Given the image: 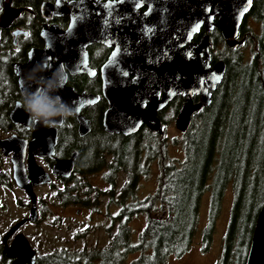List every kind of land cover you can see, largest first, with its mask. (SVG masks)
<instances>
[{
	"label": "flooded vegetation",
	"instance_id": "flooded-vegetation-1",
	"mask_svg": "<svg viewBox=\"0 0 264 264\" xmlns=\"http://www.w3.org/2000/svg\"><path fill=\"white\" fill-rule=\"evenodd\" d=\"M79 1L83 0H0V93L2 111H6V114L0 115V130L6 133L0 140L17 135L28 142L24 164L29 183L35 184L45 179L32 170L33 152H36L35 162L49 174L48 182L35 184L33 187V200L27 185H20L14 177L13 158L16 146L0 145V157L9 159L10 163L9 177L2 178L4 186L9 189L18 188L29 198L31 211L29 217L25 218L28 220L26 223L39 220V199L36 192L41 188L57 191L59 210L54 216L57 220H81L83 217V220L90 222L103 220L104 225L108 221L113 224L114 220H132L139 181L131 168L129 180L123 167L138 162L137 152L141 157V151L134 140L135 135L144 129L152 131L143 122L131 133H112L106 124L107 112L121 96H149L142 105V110L148 112L153 105L162 103L166 95L163 90L154 94L143 83V80L153 77L156 69L152 64L153 58L148 56L149 52L144 55L145 52L138 49L145 45L139 41L138 29L145 27L143 15L148 7L134 8V15L125 17L113 8V5L122 0H88L87 3L93 7H99L94 12L99 16L98 34L69 35L72 17L64 7ZM9 9L18 10L19 13L11 11L7 14ZM137 14H140L139 17ZM199 20H202L201 25L190 32L187 43L181 49L189 54L190 59H195L197 49L207 45L209 57L203 54L200 61L206 65L210 78L215 81L217 70L223 68V65L224 72L221 81L214 89L209 90V105L201 107L192 119L212 108L213 95L224 82L228 59L222 54L218 57L214 47L218 48L219 45L230 50L238 48L247 42L249 30L256 35L254 26H260L264 30V0H251V7L235 33L232 28L224 31L218 26V15ZM94 27L95 25H87V28ZM96 37L98 41H91ZM31 55L35 56L31 58ZM31 60L36 65L23 68ZM160 69L157 71L158 75ZM52 79L57 85V91L52 94L62 98L71 114L66 119L55 117L54 124L34 123L21 102L26 93L45 86ZM206 80L204 79L200 91L193 94L194 104L200 103L205 95L208 86ZM75 94L92 95L98 99L82 105L72 99ZM188 95V92L178 93L170 102L158 108L156 116L163 124L164 132L167 127L164 115L173 113L174 116L169 118H174V124L178 128L179 114ZM80 106V115L89 121L88 127L73 113ZM54 135L55 144L51 149ZM122 142H128V147L133 152L132 158H127L130 162L123 161L118 153ZM8 150L11 151L7 153ZM65 160L72 161L71 169H66L64 165L58 166L59 161ZM120 172L125 176V184L119 190L117 180ZM142 176L141 173L140 179ZM91 195L107 200L97 205L90 200ZM34 206L36 217L31 219ZM2 207L0 201V208ZM14 237L15 234L7 242L3 240L6 255V247ZM114 237L117 239L116 235ZM116 250L121 251V248L113 251Z\"/></svg>",
	"mask_w": 264,
	"mask_h": 264
},
{
	"label": "rangeland",
	"instance_id": "rangeland-1",
	"mask_svg": "<svg viewBox=\"0 0 264 264\" xmlns=\"http://www.w3.org/2000/svg\"><path fill=\"white\" fill-rule=\"evenodd\" d=\"M254 29L256 35L249 30L247 42L238 48L214 47L218 57L228 59L224 82L213 95L212 108L195 115L187 132L176 127L171 113L163 116L165 136L147 129L135 135L144 169L132 220L106 225L83 217L57 220V191L37 190L39 220L19 231L34 248L36 264H138L147 217L165 206L163 198L173 211L170 242L175 248L165 264H246L253 236L241 229L246 226L242 216L251 196L264 204V30ZM1 101L0 93V115H4ZM243 120L246 133L240 129ZM5 135L0 130V138ZM200 140L211 151L206 161L204 151L195 145ZM9 172V159L0 157V264L13 263L5 254L4 237L31 211L22 190L4 186L2 178ZM124 184L120 172L117 189ZM90 197L97 205L107 200ZM115 248L121 251L114 252ZM141 263L159 264L152 258Z\"/></svg>",
	"mask_w": 264,
	"mask_h": 264
},
{
	"label": "water",
	"instance_id": "water-1",
	"mask_svg": "<svg viewBox=\"0 0 264 264\" xmlns=\"http://www.w3.org/2000/svg\"><path fill=\"white\" fill-rule=\"evenodd\" d=\"M88 0L73 2L65 5L67 14L72 17V24L68 32L69 35H97L98 34V19L99 16L94 14L99 10V7H93ZM115 10H119L122 16L130 17L134 15V8L148 7L145 13L143 29H138L139 41L145 44L138 48L145 52L148 51L149 58L152 59V64L156 68L153 77L148 80H143V83L149 86L153 93L164 91L166 95L162 103L153 105L148 112L142 110L144 100L149 99V96L132 95L121 96L117 98L107 112L106 124L108 130L112 133L125 131L131 133L135 131L143 122H146L154 134L165 135L164 126L157 118V110L162 105L170 102L178 93L188 92L187 100L181 108L178 129L183 132L189 130L191 119L199 109L203 106H208L210 102L209 90L214 89L215 85L219 83L223 77V68L217 70L215 81L210 78L206 65H204L200 58L203 54H208L207 45H203L197 49V57L190 59L189 54L182 51L181 47L187 43L190 32L193 29H198L204 17L218 15V26L224 31L232 28L234 33L245 15L251 7V0H122L113 5ZM9 12L19 13L17 10L9 9ZM140 14H137L139 17ZM142 16V15H141ZM8 17V15H6ZM5 18V17H4ZM200 22H199V21ZM92 25L94 28H87V25ZM189 35V36H188ZM73 40V39H71ZM96 37L91 41H98ZM235 45H237L235 43ZM35 55H31V58ZM148 58V59H149ZM36 65V62L31 60L29 64L23 68H29ZM220 67V66H219ZM160 68H163L161 70ZM160 69V75L157 74ZM204 79H207L208 86L206 93L201 98L198 104L193 103L194 93L200 91ZM203 93V92H201ZM72 98L79 101L82 105L95 102L98 98L92 95H74ZM78 99V100H76ZM82 106L76 107L73 113H76L84 126H89V121L80 115ZM14 144L16 152L13 158L15 173L14 177L20 185H27L28 193L35 199L33 187L35 184H43L48 182L49 174L45 169L39 166L34 159L36 152L32 153V170H35L38 175L45 179L37 183H29V176L26 174L25 157L28 147V142L23 138L12 135L10 137L0 140V145ZM55 144V135L51 142L52 149ZM31 145V144H30ZM11 150H8L10 152ZM64 165L66 169H71L72 161H59V165ZM36 217V206L31 212V219ZM23 219L15 224L6 234L4 241L15 234L11 244L7 245L6 253L8 257L14 261L12 264H36V253L32 248L29 240L24 233L19 232L20 228L27 222ZM246 264H264V206L261 209L254 228V233L249 249Z\"/></svg>",
	"mask_w": 264,
	"mask_h": 264
},
{
	"label": "trees",
	"instance_id": "trees-1",
	"mask_svg": "<svg viewBox=\"0 0 264 264\" xmlns=\"http://www.w3.org/2000/svg\"><path fill=\"white\" fill-rule=\"evenodd\" d=\"M214 113V111H213ZM216 117V112L214 113L213 119ZM222 123V122H221ZM225 123V122H224ZM241 126V132L245 133L247 132V124L243 120L240 122ZM243 135V134H241ZM192 143H194L193 139H190ZM202 140L199 141V144H195L196 147H200L204 151V160H208L209 156H211V151L208 148L206 144L201 143ZM119 155H121V158L123 161L130 162L128 157L132 158V153L130 148L128 147V142H122L121 143V150L118 151ZM137 155V161L134 164H128L127 167H123L125 170L129 180L131 178L130 168L132 171L134 170V174L137 178V180H140L141 173L143 171V165L141 164V157L139 152L136 153ZM226 159V157H225ZM228 160V159H227ZM129 167V168H128ZM224 172V168H221V173ZM256 195L251 196V201L246 207L244 211V215L242 216L245 220V227L242 226L241 229L246 230L249 234V238L253 236L255 224L257 221V217L263 208L264 204L261 202L255 201L257 197ZM258 200V199H257ZM162 205H165L161 208H158V214L153 216L149 215L147 217V224L146 227L141 234L142 242L140 243L139 250L142 252V258L138 262V264H142L141 260H144L146 258H152L158 260L159 264H165V258L167 255L174 252L175 248L172 246L170 242L171 235L173 234V211L171 208V205L169 204L168 200L165 198L161 201ZM167 205V206H166ZM241 231V232H243ZM246 243V242H244Z\"/></svg>",
	"mask_w": 264,
	"mask_h": 264
},
{
	"label": "clouds",
	"instance_id": "clouds-1",
	"mask_svg": "<svg viewBox=\"0 0 264 264\" xmlns=\"http://www.w3.org/2000/svg\"><path fill=\"white\" fill-rule=\"evenodd\" d=\"M55 91H57V85L52 79L45 86L37 87L34 91L25 94L21 104L32 122H42L45 125L54 124L55 117L66 119L71 114L62 98L52 94Z\"/></svg>",
	"mask_w": 264,
	"mask_h": 264
}]
</instances>
